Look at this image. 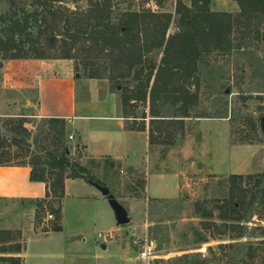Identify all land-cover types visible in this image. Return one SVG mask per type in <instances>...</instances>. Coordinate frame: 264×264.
<instances>
[{"label": "rangeland", "instance_id": "rangeland-1", "mask_svg": "<svg viewBox=\"0 0 264 264\" xmlns=\"http://www.w3.org/2000/svg\"><path fill=\"white\" fill-rule=\"evenodd\" d=\"M183 1L191 7V0ZM43 8L32 0H0V39L5 43L11 40L8 27L15 14L23 19ZM48 8L61 12L68 9L73 17L91 10L87 0H49ZM176 9L177 0H113L112 6L115 22L126 12L172 14L169 36L183 31ZM211 10L237 16L242 6L238 0H213ZM53 28L55 33L51 32ZM17 39L21 51L8 52L0 42V159L5 165L44 158L54 149L49 120L37 116L36 98L7 90L2 84L5 64L12 55L62 59L74 45L72 61L82 78L96 71L102 80L110 82L109 90L119 99L123 91L122 87L117 89V81L131 88L135 85L129 84V79L115 80L125 67H113L105 53L83 35L72 42L75 38L66 34L63 23L32 20L28 31ZM233 39L235 44H243L242 49L229 55L215 52L201 62L199 86L194 81L189 86L192 93L199 90V103L191 110L192 117L185 119L184 131L177 126L172 142L167 143L165 138L152 148L149 171L171 174L148 178L146 169L123 172L113 170L107 161L89 164L91 174L112 191L109 198L119 200L126 208L131 223L119 224L118 213L109 200L87 204L83 224L73 241L78 259L83 256L92 264H264V20L253 18L241 29L237 26ZM161 57L155 55V60L159 63ZM157 110L162 115L178 111L173 100ZM130 112L139 119L146 116L151 120L150 102H139ZM20 125L29 133L22 138L31 148L27 155L14 142L15 129ZM69 136L67 133L65 138L67 154L76 161ZM232 175L245 178L238 188L247 191L235 189L236 199L246 196L243 221L235 224L223 222L219 209L231 196ZM258 181H262L259 186ZM141 183L146 188L148 184V196L145 190L138 198ZM54 206L57 209L59 203ZM51 213L49 206L41 209L32 201L0 202V231H10L18 240L19 235L44 234L56 222V216L49 219ZM38 245L33 244L31 249L36 250Z\"/></svg>", "mask_w": 264, "mask_h": 264}, {"label": "trees", "instance_id": "trees-1", "mask_svg": "<svg viewBox=\"0 0 264 264\" xmlns=\"http://www.w3.org/2000/svg\"><path fill=\"white\" fill-rule=\"evenodd\" d=\"M32 1L43 5V11L37 9L33 15H26L23 19L15 14L8 27L12 33L11 40L5 43L0 39L2 45L8 52L12 49L21 51L23 47L17 41V36L28 31L32 20L46 24H49L50 20L54 24L63 23L66 34L75 38L72 41L74 43L76 38L82 35L86 37L92 46L100 48L105 53L113 67H125L124 71L115 75V80L129 79V84L135 83L132 88L123 86L122 82L116 83L117 89L122 87L121 102L125 114L130 115L127 117L137 118L130 112V109L135 108V104L150 102L152 146L165 138L168 139L167 143L172 142L175 131L178 130L177 126H181V131H184L185 119L192 117L190 112L199 103V90L192 93L189 86L193 81L199 86L201 62L203 64L205 59L215 52L229 55L235 49H242L243 44L234 43L233 33L236 27L241 29L242 25H246V22L253 18L264 20V0H238L242 11L237 16L213 12L211 10L213 0H191V7H187L183 0H177L176 10L183 31L169 36L168 30L173 18L169 13L126 12L121 15L118 22H115L112 11L113 0H87L91 10L81 14L80 17H73L68 9L66 12L52 11V8H48L49 0ZM56 1L78 3L80 0ZM51 32L55 33L56 28L51 29ZM73 46H70L62 59H75L72 55ZM155 55H162L159 63L155 60ZM14 59L49 58L44 56L22 58L12 55L10 60ZM84 78L102 79L103 77L96 71H91L84 74ZM169 100H173V107L178 111L173 115H162L157 109L161 106L165 107ZM48 122L51 126L54 149L47 151L44 158L32 157L30 161L17 165H29L32 168L31 180L47 184L46 198L33 201V204L41 209L49 206V210L53 212L51 215L56 216L52 230L61 231L62 200L65 198L66 180L83 178L104 187H107V184L96 179L87 167L68 157L65 146L66 121L50 119ZM23 128L24 125H20L15 129L14 142L27 155L31 152V148L22 141V138H27L29 133ZM139 130H145V127H139ZM4 162L0 159V167L13 166L5 165ZM115 167V164H111L112 169ZM244 179L242 175L230 177L231 196L219 207L220 219L223 222L235 224L243 221L242 210L246 196L243 194L236 199L235 189L242 193L247 192L238 188L244 183ZM262 179L264 180V174ZM257 183L259 186L262 181ZM141 189L142 193L137 192L138 198L142 197L146 190L145 183H141ZM56 202L59 203L57 209L54 206ZM22 250V244L13 233L0 231V254L20 253ZM0 264H22V261L15 257H0Z\"/></svg>", "mask_w": 264, "mask_h": 264}, {"label": "crops", "instance_id": "crops-1", "mask_svg": "<svg viewBox=\"0 0 264 264\" xmlns=\"http://www.w3.org/2000/svg\"><path fill=\"white\" fill-rule=\"evenodd\" d=\"M3 72L4 88L29 93L36 98L38 117L66 121L67 133L75 137L71 154L76 157V162L89 170V164L107 161L123 172L146 169L148 178L149 175L163 178L171 174L149 171L154 146L150 136L152 117L151 120L127 117L130 115L125 114L121 99L109 90V81L82 78L69 59H14L6 62ZM139 127H145V130H139ZM31 174L29 165L1 166L0 202L33 203L45 199L47 184L32 181ZM100 187L104 186L83 178H68L62 200L61 231L48 227L38 236L21 235L22 252L0 254V257L20 258L22 264H92L83 256L78 259L74 252L76 242H73L83 224L87 204L109 200L113 210L119 205L128 214L119 200L117 203L109 198L113 193L108 186L104 188L109 189V195H105ZM147 191L148 184V196ZM37 242L38 247L32 250L31 246ZM103 248L107 249V245Z\"/></svg>", "mask_w": 264, "mask_h": 264}, {"label": "water", "instance_id": "water-1", "mask_svg": "<svg viewBox=\"0 0 264 264\" xmlns=\"http://www.w3.org/2000/svg\"><path fill=\"white\" fill-rule=\"evenodd\" d=\"M101 190L103 191V193L105 195H109L110 194V191L109 189L107 188H104V187H100ZM115 210L117 211L118 213V217H119V224L122 225V226H125L127 224L130 223V218L128 217V214L127 212L119 205H116L115 206ZM131 243H133V240L131 239Z\"/></svg>", "mask_w": 264, "mask_h": 264}, {"label": "built area", "instance_id": "built-area-1", "mask_svg": "<svg viewBox=\"0 0 264 264\" xmlns=\"http://www.w3.org/2000/svg\"><path fill=\"white\" fill-rule=\"evenodd\" d=\"M69 138H70L71 141H73L75 139V137L73 135H70ZM53 218H54L53 215H49V219H53ZM100 238H103V236L100 235Z\"/></svg>", "mask_w": 264, "mask_h": 264}]
</instances>
